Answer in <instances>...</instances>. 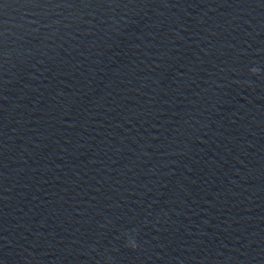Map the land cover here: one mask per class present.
I'll list each match as a JSON object with an SVG mask.
<instances>
[{
  "label": "water",
  "instance_id": "obj_1",
  "mask_svg": "<svg viewBox=\"0 0 264 264\" xmlns=\"http://www.w3.org/2000/svg\"><path fill=\"white\" fill-rule=\"evenodd\" d=\"M0 264H264V0H0Z\"/></svg>",
  "mask_w": 264,
  "mask_h": 264
},
{
  "label": "clouds",
  "instance_id": "obj_2",
  "mask_svg": "<svg viewBox=\"0 0 264 264\" xmlns=\"http://www.w3.org/2000/svg\"><path fill=\"white\" fill-rule=\"evenodd\" d=\"M253 71H255V69H253Z\"/></svg>",
  "mask_w": 264,
  "mask_h": 264
}]
</instances>
